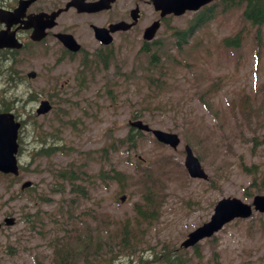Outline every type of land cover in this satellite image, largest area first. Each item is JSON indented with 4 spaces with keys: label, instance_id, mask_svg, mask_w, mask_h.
<instances>
[{
    "label": "rangeland",
    "instance_id": "374dc122",
    "mask_svg": "<svg viewBox=\"0 0 264 264\" xmlns=\"http://www.w3.org/2000/svg\"><path fill=\"white\" fill-rule=\"evenodd\" d=\"M243 6L217 13L215 20L197 28L196 39L181 50H171L174 58L162 59L167 74L164 87L158 89L138 84L147 57L138 54L139 45L127 38L118 37L112 43L115 56L107 70L98 66L82 72L83 87L75 78L80 65L64 59L60 63L57 44L30 45L17 53L13 80L6 84L0 76V93L6 90L7 100L15 99L12 112L21 122L19 175L0 176V220L2 214L15 217V224L0 233V264H53L47 242L68 234L59 231L49 215H61V209L58 219L71 228L69 233L90 231L104 237L117 221L132 219L133 207L142 206L152 191L148 209H155V215L146 219L150 223H144L142 241L147 247L171 248L208 220L218 199L232 196L250 203L255 194H264V25L258 41L256 28L242 18ZM241 29L244 37L239 47L223 48V39ZM116 69L126 75L133 70L134 75L125 83L114 78ZM29 70L37 72L36 79H27ZM55 81L56 87H48ZM245 98L252 107L248 118L231 106ZM42 99L52 108L36 115ZM134 113H140L152 128L178 134V148L171 150L150 134L134 130L133 146L119 142L128 136L127 123ZM41 139L59 149L41 156ZM184 144L199 157L207 181L188 177ZM68 168L79 177L73 189L57 178L59 171ZM111 171L124 176L121 182L105 177ZM99 173L105 177L100 182L95 177ZM24 181L34 187L13 197ZM122 194L124 201L119 200ZM69 210L78 216V227L69 223ZM23 212H37L45 221L43 230L51 233L42 239L26 230L21 245H15L25 230ZM9 244L12 255L3 251ZM195 251L198 256L194 248L184 253L191 264L264 263V214L254 212L248 219L225 224L214 236L201 240ZM148 258L122 257L112 264H147Z\"/></svg>",
    "mask_w": 264,
    "mask_h": 264
},
{
    "label": "flooded vegetation",
    "instance_id": "af4514ba",
    "mask_svg": "<svg viewBox=\"0 0 264 264\" xmlns=\"http://www.w3.org/2000/svg\"><path fill=\"white\" fill-rule=\"evenodd\" d=\"M181 7V0H0V30L13 31L25 49L30 45L55 43L61 52L60 63L64 59L77 62L80 67L97 56H107L96 36L98 33L109 35L112 43L118 37L127 38L140 44L143 53L161 58L164 53L159 51V45L189 42L195 35L197 11L180 13ZM118 23L122 24L121 28L111 32ZM41 27H49L45 36L31 40L32 31ZM59 34L71 35L79 50L65 48ZM147 34L151 38H145ZM154 45H157L155 50ZM56 86V81L55 85H48Z\"/></svg>",
    "mask_w": 264,
    "mask_h": 264
},
{
    "label": "trees",
    "instance_id": "16d2710c",
    "mask_svg": "<svg viewBox=\"0 0 264 264\" xmlns=\"http://www.w3.org/2000/svg\"><path fill=\"white\" fill-rule=\"evenodd\" d=\"M243 17L252 26H260L264 24V0H248L247 6L243 12ZM238 38L239 35L233 39H225V46L231 45L238 47L241 41V38ZM147 66L148 69L145 73H142L145 87H153L154 89L162 87L165 83V76L162 73L158 75L159 77L149 74L153 69H155V67L158 66L159 70H162L160 61L157 59H150ZM143 99L146 100L145 98ZM231 106L232 108L236 107V111H239L240 114L247 116V118L250 117L252 107L248 98L231 102ZM7 107L8 103L5 101L0 102V110L7 109ZM137 116H141L140 113H138ZM126 142L133 143L134 140L129 137L126 139ZM55 149L56 147L52 146L49 148H42L39 151V154L47 156ZM248 173L252 175V171H249ZM0 176L5 177L3 175ZM57 176L60 180H65L69 184H74L77 180V175L73 171H60ZM104 178L102 177V179ZM112 178L121 182L120 180L123 179L124 176L115 171ZM253 184L254 181L251 182V185ZM151 195L152 191H148L144 199V205L141 207L138 205L134 206V215L132 219L128 220L125 218L124 220L117 221V223H114L111 226L108 234L104 237L99 236V234L94 236L90 231L79 234L76 230H74V232L71 231L69 233L71 228L65 227L64 221H61L59 223L61 228L66 230L68 233L66 239L72 238V241L68 242L65 239H62L60 246H55L57 248L54 249L53 252L55 260L54 263L79 264L81 262L82 264H97V262H99L98 264H100L102 259L105 260L107 264H112L122 257L131 259L137 256V261H140V259L144 257H149L148 259L150 260L146 259L147 262L157 264L160 262H163V264H188L189 261H191L189 257H182L180 253H174V256L171 255L170 247H147L142 241L143 232L141 230L144 228V223L149 224L150 221L146 219H151L153 215H155V209H148V205L152 201ZM77 217L78 216L73 215L71 211H68L67 218L73 227H78L79 223L78 219H76ZM26 218L28 221H31L32 224L38 219L37 216L33 220H30L28 216ZM70 234L74 235L70 236ZM195 256H198L197 252H195Z\"/></svg>",
    "mask_w": 264,
    "mask_h": 264
},
{
    "label": "water",
    "instance_id": "95a60500",
    "mask_svg": "<svg viewBox=\"0 0 264 264\" xmlns=\"http://www.w3.org/2000/svg\"><path fill=\"white\" fill-rule=\"evenodd\" d=\"M182 7L179 12H183L186 8L196 9L201 4L210 0H181ZM43 36L42 29L37 28L32 33L33 39H40ZM60 40L63 44L71 50H77L78 45L75 43L73 38L68 35H60ZM108 41H104L107 43ZM2 47H20V44L14 39L13 33H7L0 31V48ZM35 74L30 72L28 76L33 77ZM50 109L48 101L43 100L40 102L36 109L37 114L46 113ZM19 123L14 121L13 114L0 113V172L10 173L13 175L18 174V167L15 154L17 152V130ZM130 125L137 129L144 131H151L155 138L161 142L170 145L173 148L179 143V138L174 133L164 132L158 129H150L147 124H144L140 120L130 122ZM185 159L184 166L186 167L191 177L206 178V174L200 166L198 159L193 155L188 145H185ZM30 185L29 181L22 184L21 188ZM123 199V198H122ZM253 205L256 210L264 212V196L257 195L253 198ZM251 214V206L243 203L237 198H222L217 202L214 207V213L211 219L204 223L202 226L196 228L194 231L188 234V238L182 243V246H189L194 244L200 238L209 236L215 230L219 229L224 222L229 221L234 217H247ZM12 218H6V224H12Z\"/></svg>",
    "mask_w": 264,
    "mask_h": 264
}]
</instances>
